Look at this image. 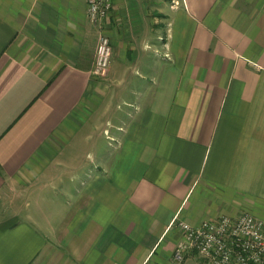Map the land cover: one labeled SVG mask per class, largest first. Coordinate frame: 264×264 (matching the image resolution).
I'll return each instance as SVG.
<instances>
[{"label":"crops","instance_id":"obj_1","mask_svg":"<svg viewBox=\"0 0 264 264\" xmlns=\"http://www.w3.org/2000/svg\"><path fill=\"white\" fill-rule=\"evenodd\" d=\"M86 8L0 0V264H173V218L264 223V0H115L98 79Z\"/></svg>","mask_w":264,"mask_h":264},{"label":"built area","instance_id":"obj_2","mask_svg":"<svg viewBox=\"0 0 264 264\" xmlns=\"http://www.w3.org/2000/svg\"><path fill=\"white\" fill-rule=\"evenodd\" d=\"M114 1L86 0L88 20L100 29L91 69L96 79L106 75L111 63L110 40L101 25ZM170 225L180 231L173 264H184L191 252L197 253L204 264H264V223L250 213H242L237 218L207 219L197 226L173 218Z\"/></svg>","mask_w":264,"mask_h":264},{"label":"rangeland","instance_id":"obj_3","mask_svg":"<svg viewBox=\"0 0 264 264\" xmlns=\"http://www.w3.org/2000/svg\"><path fill=\"white\" fill-rule=\"evenodd\" d=\"M161 62L162 61L160 59V63ZM90 139V141L79 145L78 152L75 153L76 155H79V157H81L82 155L85 156L86 152L90 151L88 152L89 156L86 157V162H89L90 160H92L93 155L108 157L110 153L112 154L114 141L109 140V138L106 139L105 136H98ZM184 264H204V261L199 257L197 253L191 252L190 255L186 257Z\"/></svg>","mask_w":264,"mask_h":264}]
</instances>
